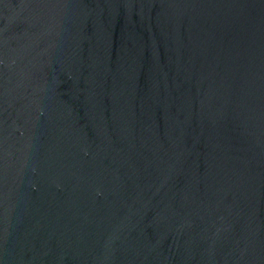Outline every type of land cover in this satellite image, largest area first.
<instances>
[{
    "label": "water",
    "instance_id": "water-1",
    "mask_svg": "<svg viewBox=\"0 0 264 264\" xmlns=\"http://www.w3.org/2000/svg\"><path fill=\"white\" fill-rule=\"evenodd\" d=\"M0 264H264V0H0Z\"/></svg>",
    "mask_w": 264,
    "mask_h": 264
}]
</instances>
